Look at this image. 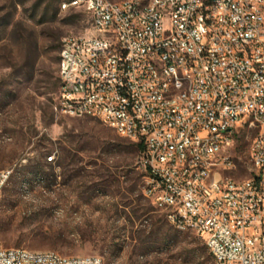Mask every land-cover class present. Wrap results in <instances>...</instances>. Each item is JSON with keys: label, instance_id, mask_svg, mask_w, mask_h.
Returning <instances> with one entry per match:
<instances>
[{"label": "built area", "instance_id": "2783aa9c", "mask_svg": "<svg viewBox=\"0 0 264 264\" xmlns=\"http://www.w3.org/2000/svg\"><path fill=\"white\" fill-rule=\"evenodd\" d=\"M92 2L93 34L60 48L68 64L59 72L67 82L59 85L58 111L82 110L80 119L99 120L141 145L144 197L169 224L195 225L217 264H264V0H161L145 26H137V11H151L153 0L149 9H142L141 0L124 8ZM162 2H170V10H162ZM245 5L263 7V15H247ZM161 12H169V19L161 20ZM107 14H114V25H107ZM90 20H100L101 30H93ZM99 33H108V41L109 34L118 35L112 53H105ZM162 43H169L168 73L175 74L168 81L171 92L172 83L184 82L182 65L196 75L195 93L172 92L181 97L178 108L162 101L160 86L152 87L153 47ZM73 52L82 54L84 74L71 65ZM172 52H181V60L172 59ZM171 62H178V70H171ZM71 83L84 87V101L76 100ZM199 87H206L205 96H198ZM60 103H70V110H60ZM117 114H124V122H117ZM243 127L256 131L249 148L253 178L236 185L226 173L236 169L232 150ZM188 149H196V159L188 158ZM220 149H227V158L212 159ZM191 162L199 163V174H192ZM10 174L0 171V199ZM150 186L159 187L158 197L150 196ZM0 264H99V257L63 262L57 253L33 257L0 245Z\"/></svg>", "mask_w": 264, "mask_h": 264}, {"label": "rangeland", "instance_id": "374dc122", "mask_svg": "<svg viewBox=\"0 0 264 264\" xmlns=\"http://www.w3.org/2000/svg\"><path fill=\"white\" fill-rule=\"evenodd\" d=\"M64 2L0 0V171L11 172L0 200V244L104 264H204V239L173 228L144 197L133 143L99 120L58 111L61 45L93 34L90 15L64 11ZM255 136L239 130L236 169L226 176L251 177ZM66 152L80 173L66 166Z\"/></svg>", "mask_w": 264, "mask_h": 264}, {"label": "bare ground", "instance_id": "6f19581e", "mask_svg": "<svg viewBox=\"0 0 264 264\" xmlns=\"http://www.w3.org/2000/svg\"><path fill=\"white\" fill-rule=\"evenodd\" d=\"M80 3H75L76 0H70L66 3L69 5L62 4V10L70 9H83L94 19V11L96 9V2L92 0H80ZM111 1V0H107ZM114 8H124L126 4H130L131 0L122 1V2H113L111 1ZM158 3H161V0H153L151 2V11L148 10H139L137 11V26H145V18H152V11H158ZM178 4H186V0H178ZM142 9H149L150 0H141ZM162 10H170V2H162ZM245 12L249 16L263 15V7L245 5ZM169 12H161V20H168ZM107 25H114V14H107ZM92 29L101 30L100 20H92ZM71 41L83 42L82 36H70L64 39L63 44H68ZM99 41H103V49L105 53H112V42H118L117 34L108 33H99ZM169 43H162L158 47H153V56H156V71H155V80H152V87L160 86V95L162 96V101L164 103H170V108H178V105L181 104V97H172L173 93L182 94H193L197 90V80L195 73H191L190 65H182V77H184V82L172 83V92L171 88L168 85V81H175V74L168 73V59H170ZM172 59L181 60V52H172ZM82 54L80 52H73L71 55V65H77V74H84V65H81ZM62 64H68V56H63V52L60 51V60L58 66V73L61 72ZM171 70H178V62H171ZM60 84H66L67 74L59 73ZM71 93L76 94L77 101H84V87L78 83H71ZM206 95V87L198 88V96ZM60 110H70V103H60ZM66 116L68 117H82V110H72ZM117 122H124V114H117ZM188 158L196 159V149H188ZM227 158V149H220L218 152H212V159H226ZM56 159L46 158L48 164L54 163ZM192 174H199V163L191 162ZM11 175V174H10ZM253 178V169H251V177L246 180L236 181V185H245L246 183H251ZM9 178H5L2 183V190L7 184ZM150 196L158 197L159 196V187L150 186ZM1 200V199H0ZM173 228L179 232H194L195 225L191 224H178L170 223ZM1 245V244H0ZM20 254L24 255H33V257H43V256H54L56 252H32L22 249H16ZM209 253L210 250L208 249ZM58 254V253H57ZM59 259L63 262H74L75 257H64L58 254ZM217 264V260H214ZM99 264H104L102 259L99 258Z\"/></svg>", "mask_w": 264, "mask_h": 264}, {"label": "trees", "instance_id": "16d2710c", "mask_svg": "<svg viewBox=\"0 0 264 264\" xmlns=\"http://www.w3.org/2000/svg\"><path fill=\"white\" fill-rule=\"evenodd\" d=\"M59 84H60V79H59ZM133 146H134L135 150L137 152H139V154H140L142 151V146L141 145H135V144H133ZM75 157L76 156L74 154H72L70 152H68V153L66 152L63 160L66 163L67 167H70L71 165H73L72 170L75 171V173H80L82 170L80 168H78L79 162L74 159ZM68 159L69 160L71 159V160L68 161ZM201 258H202V261L204 262V264H215V261H214L212 255L210 253L203 252L201 255Z\"/></svg>", "mask_w": 264, "mask_h": 264}]
</instances>
